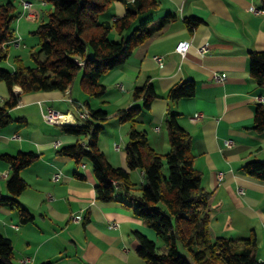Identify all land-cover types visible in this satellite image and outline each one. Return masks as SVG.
<instances>
[{
	"label": "crops",
	"instance_id": "1",
	"mask_svg": "<svg viewBox=\"0 0 264 264\" xmlns=\"http://www.w3.org/2000/svg\"><path fill=\"white\" fill-rule=\"evenodd\" d=\"M25 1L34 8L36 1ZM133 1L117 0L105 18L114 21L125 16L126 4ZM159 1V10L141 22L157 21L167 15L175 18L103 78L107 87L103 98L89 101L94 108L108 112V119L101 122L99 147L114 166L127 167L125 145L130 125L120 123L116 114L134 104L135 88L152 84L159 98L150 110L142 112L137 127L147 132L154 150L165 154L170 149L164 126L166 115L169 110L179 115V123L192 136L194 168L202 176L203 187L212 194V237L239 240L255 233L258 258L264 261V181L242 169L249 161L264 159V131L253 128L257 106L264 107L258 99H264V88L252 79L249 62L250 51H264L262 0ZM251 6L263 12L254 14L249 10ZM23 16L22 8L17 21ZM191 16L204 21L193 33L185 22ZM113 32L110 40L120 38ZM184 41L190 45L183 55L177 46ZM204 45L208 50L202 54ZM188 80L195 82L196 95L171 103L167 99L170 89ZM11 95L19 100L9 111L13 121L0 128V193L8 195L7 181L11 176L10 165L1 155H39L21 172L27 189L18 197L34 220L22 224L15 210L0 207V233L12 242L15 264H145L134 232L158 244L160 241L127 207L134 201L125 196L123 189L117 191L115 201H99L96 177L88 159L76 163L58 153L82 139L64 133L62 125L43 119V112L51 108L71 113L77 123L71 125L82 124L79 114L88 99L84 92L74 84L66 92L23 93L17 85L10 90L0 82V107ZM65 108L72 110L63 111ZM196 113H202L203 118L192 121ZM229 140L233 142L231 147L225 144ZM55 174L60 178L54 179ZM130 175L136 185L133 195L138 197L144 184L143 172L133 170ZM78 215L82 218L75 221Z\"/></svg>",
	"mask_w": 264,
	"mask_h": 264
},
{
	"label": "trees",
	"instance_id": "2",
	"mask_svg": "<svg viewBox=\"0 0 264 264\" xmlns=\"http://www.w3.org/2000/svg\"><path fill=\"white\" fill-rule=\"evenodd\" d=\"M116 1L40 0L51 5V10L48 20L35 32L39 37V48L31 54L34 65H26L17 57L13 69L2 65L8 59L10 43L16 39V21L21 13L13 1L0 4V82L10 90L17 85L23 93L66 92L80 78L81 88L88 98L84 105L90 118L82 124L61 126L64 133L82 140L61 148L58 153L76 163L82 158L92 163L99 201H115L119 189L134 201L127 207L135 218L156 233L161 242L158 244L146 235L134 232L139 244L138 253L145 264H191L180 253V247L186 250L193 264H264L258 258L255 233L239 240L212 237V194L203 187L202 176L194 168L192 136L179 123V115L171 110L166 115L164 126L170 149L165 154L154 150L147 132L137 127L142 112L150 110L159 98L152 84L135 88L132 93L134 104L116 114L120 123L130 125L125 145L127 167L114 166L100 149L101 122L108 119V112L94 108L90 99L103 98L107 93L103 78L123 65L136 47L175 18L167 15L157 21L141 22L159 10L160 1L134 0L126 4L125 16L111 21L105 15ZM262 6L264 8V0ZM185 22L193 33L204 21L191 16ZM113 31L120 40L109 39ZM249 62L252 79L264 88V51H250ZM195 95L196 84L188 80L175 84L167 99L175 103ZM18 100L17 96L11 95L0 107V128L13 121L9 111L17 106ZM253 128L264 131V107L261 104L256 108ZM38 158L39 155L32 152L1 155V159L10 165L11 176L7 181L8 195L0 193V207L15 210L22 224L31 223L34 217L18 200L27 189L21 172ZM242 169L247 175L264 181V159L249 161ZM133 170L143 172L144 184L138 197L133 195L136 188L131 181ZM14 257L11 240L0 233V264H15Z\"/></svg>",
	"mask_w": 264,
	"mask_h": 264
},
{
	"label": "rangeland",
	"instance_id": "3",
	"mask_svg": "<svg viewBox=\"0 0 264 264\" xmlns=\"http://www.w3.org/2000/svg\"><path fill=\"white\" fill-rule=\"evenodd\" d=\"M9 1H13L17 7V11L21 13L22 6H21V3H19V0H0V4H5ZM33 1H36V3H34L33 10L35 14L37 15V19L36 20L30 19V18L23 16L16 22V34L15 35H16V38H19L20 44L18 46H16L15 44L9 45L8 59L2 65L5 68H10V67L13 68L15 59L17 57H20L26 65H29V66L34 65V61L31 57V54L34 51L38 50L39 48V37L35 34V32L38 26L42 22H45L48 20V12L51 10V5L39 4L40 0H33ZM113 35H117L116 32H113ZM118 40H120V38H117L112 41H118ZM75 85L77 87L79 86V88L82 90L81 85H80V78H78V80L75 82ZM90 100H100V99L92 98ZM62 110L71 111L72 108H69V109L65 108ZM89 165L92 166V163L90 161H89ZM92 169H93V166H92ZM138 187H141L140 183H138ZM180 253L184 255L190 261L191 264H193V261L191 260L189 254L182 247H180Z\"/></svg>",
	"mask_w": 264,
	"mask_h": 264
},
{
	"label": "built area",
	"instance_id": "4",
	"mask_svg": "<svg viewBox=\"0 0 264 264\" xmlns=\"http://www.w3.org/2000/svg\"><path fill=\"white\" fill-rule=\"evenodd\" d=\"M21 5H22V8L24 10V14L27 18H30V19H37V15L35 14L34 10H33V4L29 1H22L21 2ZM249 10L254 13V14H260L262 13L263 11L260 10V9H257L256 7L254 6H251L249 8ZM19 38H16L14 41H12L10 44H15V45H19ZM190 43L187 42V41H184L182 43H180L178 46H177V51L181 54H185V52L187 51L188 47H189ZM208 50V46L207 45H204L201 49H200V52L202 54L206 53ZM159 62H161V59H158ZM260 102H264V99L262 98H258ZM79 118L81 120V122H85L87 119L90 118V113L89 111L84 108V110H82L79 114ZM203 118V114L202 113H196L192 116L191 120L192 121H198L200 119ZM43 119L45 122L49 123V124H52V125H67V124H71V123H75V120H74V117L72 116L71 113H62L56 109H51L49 108L47 111L43 112ZM225 144L228 146V147H231L233 142L232 141H226ZM60 146V143L57 142L55 143V147L58 148ZM60 178V174H55L54 176V179H59ZM81 216H75L74 217V220L75 221H79L81 220ZM113 226H116V224H113Z\"/></svg>",
	"mask_w": 264,
	"mask_h": 264
}]
</instances>
